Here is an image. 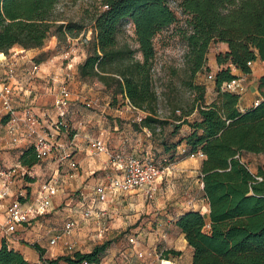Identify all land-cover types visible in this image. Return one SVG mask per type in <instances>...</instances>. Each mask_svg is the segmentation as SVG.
Here are the masks:
<instances>
[{
	"label": "trees",
	"instance_id": "obj_1",
	"mask_svg": "<svg viewBox=\"0 0 264 264\" xmlns=\"http://www.w3.org/2000/svg\"><path fill=\"white\" fill-rule=\"evenodd\" d=\"M58 1L0 0V53L15 46L39 49L51 36L57 41L77 38L83 24L53 19ZM176 10L187 16L188 27L183 31L189 72L186 84L194 96L165 117L157 112L153 40L176 22ZM91 22L92 38L87 41L86 56L77 65L79 79L102 84L112 104L119 96L144 113L139 122L133 121V127L148 130L152 140L168 153L161 158L165 166L175 159L182 140L185 154L204 155L200 173L208 213L188 210L174 221L192 249V264H264V166L259 165L253 173L241 160L243 153H264V75L258 78L259 102L243 111L238 108L239 95L220 90L223 82L236 78L232 68L246 74L249 62L264 60V0H101ZM127 23L132 26L136 47L120 41ZM213 42L225 43L227 48L215 54L219 66L214 74L216 97L206 103L205 85L194 83L193 78L209 70L206 54ZM185 124L188 133L172 141L171 136ZM166 125L171 126L169 131ZM40 162L32 145L19 157L20 165L27 169ZM24 180L33 182L34 178L25 175ZM25 189L30 196V188ZM111 242L102 241L89 252L41 258L33 264H100ZM31 246L42 256L38 244ZM180 254L172 248L163 251L166 259ZM0 264L32 263L2 241Z\"/></svg>",
	"mask_w": 264,
	"mask_h": 264
},
{
	"label": "crops",
	"instance_id": "obj_2",
	"mask_svg": "<svg viewBox=\"0 0 264 264\" xmlns=\"http://www.w3.org/2000/svg\"><path fill=\"white\" fill-rule=\"evenodd\" d=\"M51 37L48 44L39 49L20 47L6 56L7 62L14 60L16 63L14 77L8 79L7 82L13 87V104L17 115L20 116L24 109H30L31 113L41 119H54L56 113L53 100L57 87L63 80L64 71L71 69V76L67 78L71 93L67 119L73 127V134L58 135L56 139L62 147L56 148L50 156L30 168L31 177L34 178L33 182H25V177L21 175L23 169L19 163V157L23 149L29 145L28 142L21 139L17 143H12L4 127L7 117L3 115L0 117V173L12 169L11 193H16L21 187L28 186L31 197L42 181L53 177L58 181L59 190L52 198V207L48 213L44 217L32 219L17 226L13 233H7L4 229L5 210L11 198L6 197L0 200V245L2 241H5L8 247L19 251L32 264L40 263L41 258L54 259L68 254L63 246L65 241L73 243L75 251L89 252L94 245L111 240L121 230L133 226L139 217V213L132 214L131 212H139L145 198L139 192L134 191L121 194L118 199L98 203L97 209L103 210L104 218L93 216L89 219H80L83 208L81 204L83 201H88L87 196L92 188L95 185L106 183L116 174L108 156L88 146V138L102 134L108 152L112 154L129 153L145 159H161L168 156V153H165L162 147L152 140L148 130L145 128L137 130L133 127L132 123L139 111L133 109L126 99H117L116 105L112 104L111 95L102 84L79 79L77 65L84 59V53L73 57L71 68H67L66 65L64 67L57 58L41 61L37 77H28L29 61H34L32 54L45 51L54 45L56 38ZM226 48V44L222 43L220 50L223 52ZM70 51L75 54L73 48ZM1 55L2 53H0V58ZM213 57L207 61L211 72L219 69L215 54ZM7 62L0 61V81L5 78ZM249 68L250 72L246 74L232 68V74L240 78L245 85V91L238 100V108L241 111L259 102L258 78L264 75V60L252 61ZM205 87V102L210 103L216 97L214 83L211 85V90ZM87 103L90 107L86 106ZM188 131L189 126L183 125L178 134L171 136V140L178 141ZM181 148H185L184 140L176 148L175 159L167 165L168 172L163 171L162 176L153 184V193L157 194V197L152 200L153 207L164 208L167 205L171 209L156 212V214L163 215L156 217L155 228L148 234L152 242H156L157 245L166 244L167 249L172 248L181 252L179 256H174L171 260L162 259L160 264H192V249L186 245L183 234L175 227L174 221L188 210L208 213V204L200 185L202 158L181 154L179 153ZM63 153H68L69 157L65 158ZM262 154L264 153H243L241 160L247 163L250 157ZM70 161H74L77 166L71 168ZM161 184L166 188H163ZM69 218L79 220L77 227L69 235L59 239L55 245H51L49 240L60 232L63 222ZM169 227L177 230L183 241L181 247H175L173 238L167 232ZM33 243L43 249L42 256L32 248ZM107 261L110 262V259ZM121 262H124V259ZM126 262L130 263L134 260L127 259ZM155 264L158 262L156 261Z\"/></svg>",
	"mask_w": 264,
	"mask_h": 264
},
{
	"label": "built area",
	"instance_id": "obj_3",
	"mask_svg": "<svg viewBox=\"0 0 264 264\" xmlns=\"http://www.w3.org/2000/svg\"><path fill=\"white\" fill-rule=\"evenodd\" d=\"M0 61H6V56L2 53ZM250 65V62L248 63ZM6 75L0 81V116H6L7 120L4 123L5 131L11 139L12 143H17L21 139L32 145L40 161L50 156L56 148L62 147L57 142L56 137L61 133L70 135L73 132V127L70 125L67 116L69 114L71 93L67 84V80H62L58 87L53 100V108L56 113L54 119H41L31 113L30 109H24L22 116L17 115L16 108L13 104V87L7 82L8 79L14 77L16 63L14 60L7 62ZM69 68V65H66ZM40 70V63L33 60L29 61L27 75L29 78L37 77ZM207 78L212 79L213 75L209 73ZM221 91H226L236 95H242L245 91L243 81L236 77L229 81L223 82L220 85ZM130 105V104H129ZM90 107V104H86ZM133 107V106H131ZM133 109H136L133 107ZM139 111L138 109H136ZM143 113V112H142ZM139 112L135 120L139 122L144 115ZM45 115V114H44ZM80 125V123H79ZM88 146L98 153H104L108 156L111 166L116 171V174L109 178L106 183L95 185L92 191L87 196V202L81 204L80 219H89L93 216L96 218H104L103 210L97 209L98 203L109 202L118 199L121 194L132 193L137 191L144 198L151 197L154 192L153 184L160 177V174L167 167H162L160 164L151 159L140 158L129 153L108 152L105 140L102 134L97 137L87 139ZM64 148V147H63ZM179 153H186V148L179 149ZM65 158L69 157L68 153H63ZM190 157L203 158L201 152L191 153ZM69 166L75 168L77 165L74 161H70ZM23 169L22 176H32L30 169L21 166ZM0 200L10 197L11 200L5 210L4 229L7 233H13L16 227L27 223L32 219L44 217L52 207V198L57 194L59 187L56 178H50L42 181L36 192L30 197L27 195L25 186L21 187L16 193H11V175L12 169L2 171L0 173ZM26 182V181H25ZM202 187V182L200 183ZM85 202V203H84ZM201 210V209H200ZM202 213V211H200ZM79 220L69 218L65 220L61 226L59 233L54 235L49 240L51 245H55L63 236L69 235L78 225ZM102 232V230H101ZM100 235V233H98ZM99 238V236H97ZM128 240L134 242L135 238L129 236ZM64 250L71 255L75 249L73 243L65 241ZM47 264V263H45ZM76 264H88L86 261H81Z\"/></svg>",
	"mask_w": 264,
	"mask_h": 264
},
{
	"label": "rangeland",
	"instance_id": "obj_4",
	"mask_svg": "<svg viewBox=\"0 0 264 264\" xmlns=\"http://www.w3.org/2000/svg\"><path fill=\"white\" fill-rule=\"evenodd\" d=\"M171 5L174 6V3H171ZM100 7L101 0H59L52 13L53 19L79 22L84 25V29L77 38L67 36L64 40L57 41L56 39L55 44L45 51L35 52V54H32L34 61H46L48 59L57 58L64 67L65 65H69V68H71L70 65L73 63L74 56H81V53H84L86 56V44L87 41L92 38L91 17L95 10ZM176 15V22L163 29L153 40L155 55L152 65V78L153 86L157 94V112L159 115L165 117L169 116L173 108L184 105L194 96V92L191 91L186 84L187 80H189V72L188 66L186 65V47L183 39V31L188 27L186 24L187 16L177 10ZM123 29L124 34L119 37L120 41H126L131 47H136L137 45L134 41L131 24H125ZM51 38L52 37H49L46 40L45 45L48 44ZM221 47V42L211 43L206 54L207 61L214 58V54L220 52ZM19 48L20 47L15 46L4 55L9 56L12 50ZM71 48L74 49L75 54L70 51ZM70 72L71 69H67L66 72L64 71L62 79L67 80V78L71 76ZM215 72H211L210 68L209 70H202L194 76L193 82L203 84L208 87L207 89L211 90V85L214 83ZM209 73L213 75L212 79L207 78ZM117 99L121 98L118 96ZM120 105H122V103ZM139 112L142 113L140 110ZM176 113L179 112L177 111ZM188 118L192 119L193 115ZM170 128V125L165 126L166 131H169ZM153 160L158 164L160 163L161 168L167 167V165L165 166L164 163L161 162V159L154 158ZM247 165L249 169L255 173L259 165L264 166V154L250 157ZM163 171H165V173L168 172L166 169ZM161 176L162 173L160 174V177ZM162 187L166 188L163 185ZM156 197L157 194L153 193L151 197L145 198L142 201L143 206H141L139 212H131L132 214L139 213L136 223L133 226L121 230L113 239L111 238L113 242L107 247L100 264H155L156 261L160 264L162 259H166L163 256V251L167 249V245H157L156 242H152L148 234L155 228L156 217L163 215L156 214V212L159 210L161 212L165 209H171V207L167 205L164 206V208L160 206L159 208L153 207L154 203L152 200ZM167 232L169 233L168 235L173 238L175 247H181L183 241L181 237H179L177 230L173 227H169ZM129 236H133L135 241L130 242L127 238ZM184 252L187 254L185 249ZM171 258H173V256H169L167 259L171 260ZM106 259H110V262ZM123 259L124 262H121ZM127 259H133L134 262L128 263L126 262ZM61 264L65 263L61 262Z\"/></svg>",
	"mask_w": 264,
	"mask_h": 264
}]
</instances>
